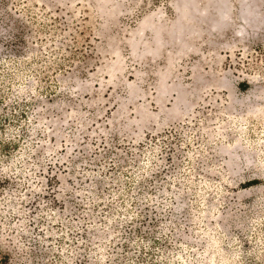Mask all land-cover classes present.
I'll list each match as a JSON object with an SVG mask.
<instances>
[{
    "label": "rangeland",
    "instance_id": "obj_1",
    "mask_svg": "<svg viewBox=\"0 0 264 264\" xmlns=\"http://www.w3.org/2000/svg\"><path fill=\"white\" fill-rule=\"evenodd\" d=\"M0 264H264V0H0Z\"/></svg>",
    "mask_w": 264,
    "mask_h": 264
},
{
    "label": "trees",
    "instance_id": "obj_2",
    "mask_svg": "<svg viewBox=\"0 0 264 264\" xmlns=\"http://www.w3.org/2000/svg\"><path fill=\"white\" fill-rule=\"evenodd\" d=\"M101 1V0H100Z\"/></svg>",
    "mask_w": 264,
    "mask_h": 264
}]
</instances>
